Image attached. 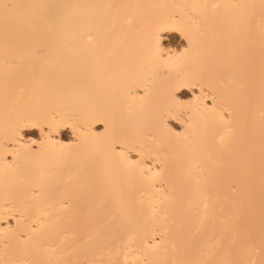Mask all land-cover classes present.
I'll return each mask as SVG.
<instances>
[{"label":"bare ground","instance_id":"obj_1","mask_svg":"<svg viewBox=\"0 0 264 264\" xmlns=\"http://www.w3.org/2000/svg\"><path fill=\"white\" fill-rule=\"evenodd\" d=\"M0 264H264V0H0Z\"/></svg>","mask_w":264,"mask_h":264},{"label":"rangeland","instance_id":"obj_2","mask_svg":"<svg viewBox=\"0 0 264 264\" xmlns=\"http://www.w3.org/2000/svg\"><path fill=\"white\" fill-rule=\"evenodd\" d=\"M173 40H171L173 42V44L176 43L175 40L174 41ZM182 96H183V98H186L187 97V94L186 93H183ZM30 135H33V133H30Z\"/></svg>","mask_w":264,"mask_h":264},{"label":"clouds","instance_id":"obj_3","mask_svg":"<svg viewBox=\"0 0 264 264\" xmlns=\"http://www.w3.org/2000/svg\"><path fill=\"white\" fill-rule=\"evenodd\" d=\"M164 59H167V57H163Z\"/></svg>","mask_w":264,"mask_h":264}]
</instances>
